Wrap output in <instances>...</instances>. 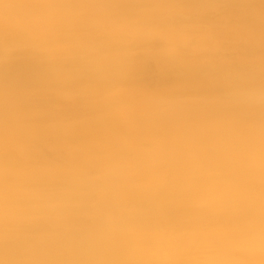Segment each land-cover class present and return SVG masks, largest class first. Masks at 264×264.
I'll return each mask as SVG.
<instances>
[{
  "label": "clouds",
  "instance_id": "9594fccd",
  "mask_svg": "<svg viewBox=\"0 0 264 264\" xmlns=\"http://www.w3.org/2000/svg\"><path fill=\"white\" fill-rule=\"evenodd\" d=\"M0 264H264V0H0Z\"/></svg>",
  "mask_w": 264,
  "mask_h": 264
},
{
  "label": "bare ground",
  "instance_id": "6f19581e",
  "mask_svg": "<svg viewBox=\"0 0 264 264\" xmlns=\"http://www.w3.org/2000/svg\"><path fill=\"white\" fill-rule=\"evenodd\" d=\"M142 79L149 84L158 82V74L150 67L146 66L142 72Z\"/></svg>",
  "mask_w": 264,
  "mask_h": 264
}]
</instances>
